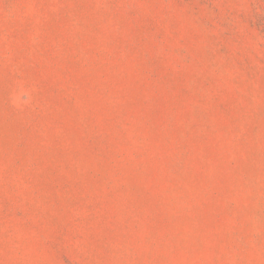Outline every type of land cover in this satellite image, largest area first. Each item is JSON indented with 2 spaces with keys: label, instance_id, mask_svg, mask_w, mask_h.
Returning a JSON list of instances; mask_svg holds the SVG:
<instances>
[{
  "label": "rangeland",
  "instance_id": "1",
  "mask_svg": "<svg viewBox=\"0 0 264 264\" xmlns=\"http://www.w3.org/2000/svg\"><path fill=\"white\" fill-rule=\"evenodd\" d=\"M0 264H264V0H0Z\"/></svg>",
  "mask_w": 264,
  "mask_h": 264
}]
</instances>
